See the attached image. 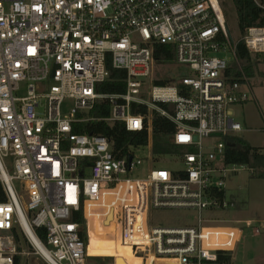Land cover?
<instances>
[{
	"label": "built area",
	"instance_id": "obj_1",
	"mask_svg": "<svg viewBox=\"0 0 264 264\" xmlns=\"http://www.w3.org/2000/svg\"><path fill=\"white\" fill-rule=\"evenodd\" d=\"M253 2L263 24L235 37L222 0H0V264H23L30 248L46 264H86L94 232L143 264H233L238 231L212 215L231 209L226 176L245 168L223 161L225 137L243 130L233 108L252 102L264 132V83L262 98L253 88L264 0ZM157 46L172 58L156 60ZM107 63L125 72L124 92L102 91ZM169 64L186 74L158 78ZM98 101L108 105L98 121L131 132L150 136L153 112L167 118L185 149L165 155L178 167L151 156L136 177L137 148L118 158L107 137L76 133ZM165 212L176 221L159 220Z\"/></svg>",
	"mask_w": 264,
	"mask_h": 264
},
{
	"label": "trees",
	"instance_id": "obj_2",
	"mask_svg": "<svg viewBox=\"0 0 264 264\" xmlns=\"http://www.w3.org/2000/svg\"><path fill=\"white\" fill-rule=\"evenodd\" d=\"M236 15L238 32L243 34L244 31L252 26L263 24V16L256 7L253 0H230ZM237 55L244 61L248 62L249 56L240 42L236 49ZM172 58V52L166 46H157L155 50V59L158 61H168ZM261 62L264 64V53L259 55ZM110 81L107 82L102 91L105 93L115 94L122 93L125 90V72L122 70L112 69L110 63H107ZM252 74V73H251ZM261 76L264 75L261 73ZM155 84L164 85V81ZM168 109V105H160ZM134 114L147 115V109L144 106L133 105ZM108 113V105L105 101H98L94 108L88 113V117L94 120L80 123L74 126L76 133L100 134L107 137L112 142V150L116 157H122L129 146L139 148L145 147L151 142L152 155L157 158H163L168 154H179L185 151L184 148L174 146L170 142V136L175 131L174 125L165 117L156 112L151 116V133L145 127L142 131L131 132L124 128L122 123L108 125L97 119L103 118ZM146 126V119H145ZM224 165H243L253 170L250 175L264 179V149L252 147L246 141L237 135L225 137ZM82 219L79 217L78 219ZM104 232V230H103ZM103 234V233H102ZM94 232L90 237L88 255L95 257L114 256L115 264H140L141 260L130 253V248H123L119 243L112 239L104 238V235ZM42 238V237H41ZM18 260V259H17ZM16 260L15 264H18Z\"/></svg>",
	"mask_w": 264,
	"mask_h": 264
},
{
	"label": "rangeland",
	"instance_id": "obj_3",
	"mask_svg": "<svg viewBox=\"0 0 264 264\" xmlns=\"http://www.w3.org/2000/svg\"><path fill=\"white\" fill-rule=\"evenodd\" d=\"M222 1L230 31L235 37H239L240 34L237 28L236 15L231 1ZM260 69H262V67H255L257 75H255L253 79L255 81L253 83V88L258 98H262L263 92L259 87L260 84L262 85L264 83V77L261 76ZM155 72L156 76L162 80L174 79L186 74V69L176 66L175 64H169L164 67L156 66ZM70 105L71 102L65 103L66 107ZM233 111L234 119L243 125L242 132H239L237 136L252 147L264 149V132L261 131L262 122L254 104L248 102L241 107H234ZM134 155L142 158L144 161L140 168L141 171L134 174V176L140 177L149 166V163H146L145 159L152 156L150 143L145 147L135 149ZM153 160L156 161L154 158ZM155 166L162 168L178 167L170 157L160 158ZM250 174L251 172L246 166L244 169L238 170L235 175L231 173L227 174L225 179L226 199L234 202L233 206L228 211L216 212L212 215V218L218 217L224 220L214 225L235 227L242 231L241 240L238 242L235 249L234 264H264V229L261 226V224L264 223V179ZM158 219L168 224H172L176 221L175 214L168 212L158 215ZM247 222H251V224ZM256 229L259 230L258 234ZM106 239L108 240V238ZM121 246L123 248L127 247L124 245ZM113 257L114 256L87 258L86 264H115ZM23 264L46 263L40 256L35 255L30 248L29 254L25 256L23 260Z\"/></svg>",
	"mask_w": 264,
	"mask_h": 264
},
{
	"label": "crops",
	"instance_id": "obj_4",
	"mask_svg": "<svg viewBox=\"0 0 264 264\" xmlns=\"http://www.w3.org/2000/svg\"><path fill=\"white\" fill-rule=\"evenodd\" d=\"M150 143V145H151V142H149ZM153 156V155H152ZM154 157V156H153ZM226 192V191H225ZM248 224H251V222H247ZM261 226H262V228L264 229V223H262L261 224ZM226 228H231V229H236L237 231H238V235H239V237H240V240H241V236H242V231L240 230V229H237V228H235V227H226ZM240 230V231H239ZM258 233H259V230H258ZM240 240H239V242H240ZM236 247H237V245H236ZM236 249V248H235ZM235 251L236 250H234V252H233V264H234V259H235ZM91 257H93V256H89L88 258H91Z\"/></svg>",
	"mask_w": 264,
	"mask_h": 264
},
{
	"label": "bare ground",
	"instance_id": "obj_5",
	"mask_svg": "<svg viewBox=\"0 0 264 264\" xmlns=\"http://www.w3.org/2000/svg\"><path fill=\"white\" fill-rule=\"evenodd\" d=\"M34 241H35V245H36V247H38L39 249H41L42 253H44V251H43V249L41 248L39 242H38L36 239H34ZM131 254H132V253H131ZM132 255H133V254H132ZM133 256H134V255H133ZM139 259H140V258H139ZM140 260H141V259H140ZM140 264H142V262H141Z\"/></svg>",
	"mask_w": 264,
	"mask_h": 264
},
{
	"label": "water",
	"instance_id": "obj_6",
	"mask_svg": "<svg viewBox=\"0 0 264 264\" xmlns=\"http://www.w3.org/2000/svg\"><path fill=\"white\" fill-rule=\"evenodd\" d=\"M110 218V217H109Z\"/></svg>",
	"mask_w": 264,
	"mask_h": 264
}]
</instances>
